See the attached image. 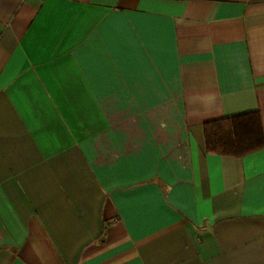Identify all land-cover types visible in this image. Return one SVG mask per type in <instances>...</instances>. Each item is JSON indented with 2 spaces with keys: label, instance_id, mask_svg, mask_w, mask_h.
Returning <instances> with one entry per match:
<instances>
[{
  "label": "crops",
  "instance_id": "crops-1",
  "mask_svg": "<svg viewBox=\"0 0 264 264\" xmlns=\"http://www.w3.org/2000/svg\"><path fill=\"white\" fill-rule=\"evenodd\" d=\"M264 0H0V264H264Z\"/></svg>",
  "mask_w": 264,
  "mask_h": 264
},
{
  "label": "trees",
  "instance_id": "trees-1",
  "mask_svg": "<svg viewBox=\"0 0 264 264\" xmlns=\"http://www.w3.org/2000/svg\"><path fill=\"white\" fill-rule=\"evenodd\" d=\"M204 136L207 154L242 157L264 146L257 114L208 123Z\"/></svg>",
  "mask_w": 264,
  "mask_h": 264
}]
</instances>
